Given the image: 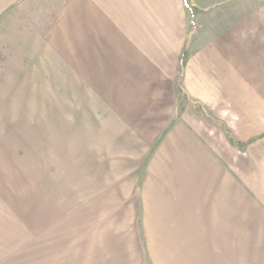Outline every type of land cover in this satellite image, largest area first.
<instances>
[{
    "label": "rangeland",
    "instance_id": "obj_1",
    "mask_svg": "<svg viewBox=\"0 0 264 264\" xmlns=\"http://www.w3.org/2000/svg\"><path fill=\"white\" fill-rule=\"evenodd\" d=\"M9 1L0 0V128L7 126L8 105L22 109L19 97L38 88L24 85V55L8 54L7 47L43 43L38 29L58 9L46 0L27 7ZM145 1L157 9L166 45L180 31L183 44L174 102L159 117L142 175L110 198L60 217L39 215L27 197H16L14 243L1 236L10 231L0 230V264H264V0ZM9 61L20 64L7 70ZM200 88L205 101L194 92ZM194 173L192 189L200 179L203 186L180 190ZM221 183L236 189L233 214L214 211L209 196ZM173 192L180 194L177 204ZM220 220L233 229H214Z\"/></svg>",
    "mask_w": 264,
    "mask_h": 264
},
{
    "label": "crops",
    "instance_id": "obj_2",
    "mask_svg": "<svg viewBox=\"0 0 264 264\" xmlns=\"http://www.w3.org/2000/svg\"><path fill=\"white\" fill-rule=\"evenodd\" d=\"M30 2L10 0L6 6L27 7ZM46 3L58 9L38 29L45 32L43 43L6 50L24 55V85L38 86L37 93L19 97L22 109L8 105L7 126L0 128V230L10 231L1 234L9 244L14 243L16 197H27L39 215L60 217L110 198L142 175L159 117H166L168 100L174 102L175 62L183 44L180 31L169 35L172 43L166 45L157 9L153 13L148 7L152 4L145 6L144 0ZM166 30L163 25L162 33ZM33 32L32 37H41ZM31 54L39 56L27 61ZM13 62H6L7 70L20 64ZM201 88L194 92L205 101ZM160 90L166 94L160 96ZM193 176L198 174L183 178L180 190L201 188L204 179L192 189ZM227 186L221 183L209 196L214 197L215 213L235 211L231 192L236 189ZM173 193L172 202L177 204L180 194ZM211 217L216 223L217 217ZM20 220L28 227L24 217ZM224 224L220 220L214 229ZM225 229L232 230L233 225Z\"/></svg>",
    "mask_w": 264,
    "mask_h": 264
}]
</instances>
